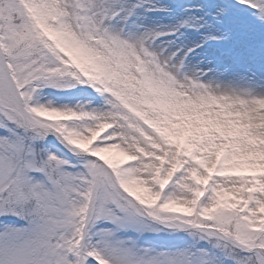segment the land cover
I'll use <instances>...</instances> for the list:
<instances>
[{"label":"snow or ice","instance_id":"6c2138e0","mask_svg":"<svg viewBox=\"0 0 264 264\" xmlns=\"http://www.w3.org/2000/svg\"><path fill=\"white\" fill-rule=\"evenodd\" d=\"M142 11L0 0V264H264V0Z\"/></svg>","mask_w":264,"mask_h":264},{"label":"rangeland","instance_id":"374dc122","mask_svg":"<svg viewBox=\"0 0 264 264\" xmlns=\"http://www.w3.org/2000/svg\"><path fill=\"white\" fill-rule=\"evenodd\" d=\"M204 2L205 0H153V3H159L165 5L171 11L168 13L142 11L141 18L140 20H138V23H143L149 27H158L161 29L169 28L176 25L179 22L183 8H186L188 6L199 5ZM173 39L175 38L164 37L162 38V41L173 40ZM162 41H157V43H161ZM47 91H52V90H47ZM80 92H81L80 89H74L70 92L55 93L53 96H49L48 98L55 99L57 102L61 104H72V103L74 104L75 102H80L82 100L87 102L86 98L80 95ZM49 140L55 144L56 148H62V146H60L58 142L55 141L54 137H49ZM53 150H55V148ZM160 239L163 240L165 238L162 236Z\"/></svg>","mask_w":264,"mask_h":264},{"label":"bare ground","instance_id":"6f19581e","mask_svg":"<svg viewBox=\"0 0 264 264\" xmlns=\"http://www.w3.org/2000/svg\"><path fill=\"white\" fill-rule=\"evenodd\" d=\"M49 99H52V98H49ZM87 101V100H86ZM80 102H85L84 100L80 101ZM80 102H75L74 104L72 103L71 105H75L76 103H80ZM59 103V102H57ZM86 103V102H85ZM61 104V103H60Z\"/></svg>","mask_w":264,"mask_h":264}]
</instances>
